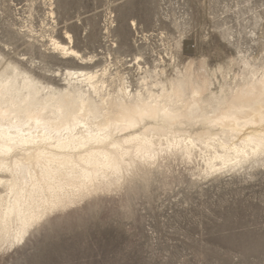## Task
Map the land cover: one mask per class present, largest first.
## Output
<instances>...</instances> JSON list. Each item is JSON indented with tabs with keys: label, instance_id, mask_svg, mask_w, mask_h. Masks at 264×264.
<instances>
[{
	"label": "rangeland",
	"instance_id": "1",
	"mask_svg": "<svg viewBox=\"0 0 264 264\" xmlns=\"http://www.w3.org/2000/svg\"><path fill=\"white\" fill-rule=\"evenodd\" d=\"M67 34L93 69L134 84L147 70L191 69L218 92L245 60L264 71V0H0L2 64L60 82L81 67L53 50ZM201 168L199 156H163L4 247L0 264H264V156L236 172Z\"/></svg>",
	"mask_w": 264,
	"mask_h": 264
},
{
	"label": "bare ground",
	"instance_id": "2",
	"mask_svg": "<svg viewBox=\"0 0 264 264\" xmlns=\"http://www.w3.org/2000/svg\"><path fill=\"white\" fill-rule=\"evenodd\" d=\"M67 38L52 39L53 50L81 67L57 73L60 82L0 61V250L163 156H199L205 177L264 156V71L246 60L248 72L218 92L191 69L175 78L147 70L134 84L93 69Z\"/></svg>",
	"mask_w": 264,
	"mask_h": 264
}]
</instances>
